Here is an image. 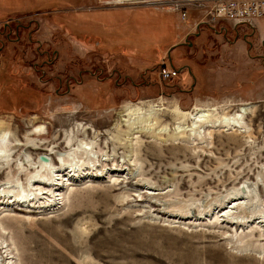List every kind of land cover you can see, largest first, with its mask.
<instances>
[{
  "label": "rangeland",
  "instance_id": "374dc122",
  "mask_svg": "<svg viewBox=\"0 0 264 264\" xmlns=\"http://www.w3.org/2000/svg\"><path fill=\"white\" fill-rule=\"evenodd\" d=\"M185 1L0 0V264H264V19Z\"/></svg>",
  "mask_w": 264,
  "mask_h": 264
},
{
  "label": "built area",
  "instance_id": "2783aa9c",
  "mask_svg": "<svg viewBox=\"0 0 264 264\" xmlns=\"http://www.w3.org/2000/svg\"><path fill=\"white\" fill-rule=\"evenodd\" d=\"M186 4L196 2L203 8L201 18L204 21L226 20L232 22L233 26L253 27L257 21L264 19V0H186ZM173 10L178 11L180 19L186 20L185 11L178 5L173 6ZM180 70L162 64L158 74L160 79L169 80L178 75Z\"/></svg>",
  "mask_w": 264,
  "mask_h": 264
},
{
  "label": "bare ground",
  "instance_id": "6f19581e",
  "mask_svg": "<svg viewBox=\"0 0 264 264\" xmlns=\"http://www.w3.org/2000/svg\"><path fill=\"white\" fill-rule=\"evenodd\" d=\"M122 1V0H121ZM126 1H130V2H143V1H145V0H126ZM136 109H138L137 107H135V108H131V107H129V106H127L125 109H124V112L126 113H129V112H131V111H135ZM174 110V109H173ZM248 110V107L247 106H241L239 109H238V113H240V114H243V113H246V111ZM176 112H178V109H176L175 110ZM174 111V112H175ZM197 112V111H196ZM200 112V111H199ZM198 112V113H199ZM179 114H181V115H188V116H191V115H193V113L192 112H178ZM198 113H196L195 114V116H193L191 119H196V117H197V114ZM239 114V115H240ZM207 115V114H206ZM199 116H201L202 117V115L200 114ZM239 117V116H238ZM230 124V123H229ZM235 126V125H234ZM1 132H3V131H1ZM4 141H5V137H4V132L0 135V157H3V156H6V154L3 152V149L7 146L6 144H4ZM83 144V143H82ZM86 147H87V145H86ZM88 148V147H87ZM57 155V158H58V160H60L61 162H65L66 160H67V157L69 156V155H65V154H63V153H58V154H56ZM61 166H63V165H61ZM53 167V166H52ZM59 167V166H58ZM53 169V168H52ZM58 169V168H57ZM65 169V168H64ZM75 169V168H74ZM51 170V169H50ZM7 182V181H6ZM34 183H36L37 185H40V184H43V185H45V183H43V182H41L40 180H35L34 181ZM56 184V183H55ZM50 185H54V184H48L47 186H50ZM39 187V186H38ZM238 188H237V191H236V196H235V198H233V200L230 202V203H232V205H230V207H229V209H233V208H241L243 205H244V203L246 204V201H245V199L247 198V196H248V194H249V192H251V190L249 189V185H248V183H246V182H244V183H242V184H239L238 186H237ZM254 188H256L255 186H253ZM53 188V187H52ZM253 188V189H254ZM252 189V188H251ZM253 192V191H252ZM255 193V192H254ZM34 194V193H33ZM35 197V196H34ZM34 197L33 198H31L30 200H32V199H34ZM231 197V196H230ZM229 198V197H228ZM220 205V204H219ZM227 206H228V204H227ZM227 208V207H226ZM257 210V209H256ZM229 211V210H228ZM227 211V212H228ZM233 218L235 219L236 218V216H233ZM262 218H263V216H262ZM233 222H234V220H233ZM235 223V222H234ZM240 225V224H239Z\"/></svg>",
  "mask_w": 264,
  "mask_h": 264
},
{
  "label": "flooded vegetation",
  "instance_id": "af4514ba",
  "mask_svg": "<svg viewBox=\"0 0 264 264\" xmlns=\"http://www.w3.org/2000/svg\"><path fill=\"white\" fill-rule=\"evenodd\" d=\"M20 28L22 29V25H19V24H16V23H15V26H14L15 37H14L13 39H10V36L7 34L5 38H6L7 40L14 41L15 44H19V41H20V38H19V31H20ZM4 29L7 30V27L4 26ZM0 34H1V33H0ZM98 44H99V42H98ZM98 44H97V43L94 44V49H95V50L98 49ZM2 46H3V44H2L1 41H0V47H2ZM261 57H264V56H261ZM168 58H169V56H168ZM51 60H52V59H51V55H47V56H46V60L44 61V63L49 64V63L51 62ZM168 60L170 61V59H168ZM109 76H110V75H108V76L106 77V80L110 79ZM65 85H66L65 90L68 91V83H65ZM65 85H64V86H65ZM59 86H62V82H61V80H59Z\"/></svg>",
  "mask_w": 264,
  "mask_h": 264
},
{
  "label": "water",
  "instance_id": "95a60500",
  "mask_svg": "<svg viewBox=\"0 0 264 264\" xmlns=\"http://www.w3.org/2000/svg\"><path fill=\"white\" fill-rule=\"evenodd\" d=\"M39 160L40 161H47V158H45L43 155H39Z\"/></svg>",
  "mask_w": 264,
  "mask_h": 264
},
{
  "label": "crops",
  "instance_id": "0c3cea01",
  "mask_svg": "<svg viewBox=\"0 0 264 264\" xmlns=\"http://www.w3.org/2000/svg\"><path fill=\"white\" fill-rule=\"evenodd\" d=\"M179 70V69H178Z\"/></svg>",
  "mask_w": 264,
  "mask_h": 264
}]
</instances>
